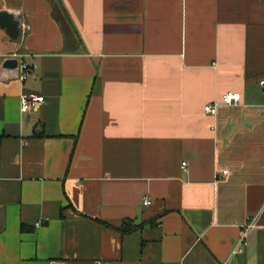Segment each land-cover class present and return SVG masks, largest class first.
Here are the masks:
<instances>
[{
	"label": "crops",
	"instance_id": "0c3cea01",
	"mask_svg": "<svg viewBox=\"0 0 264 264\" xmlns=\"http://www.w3.org/2000/svg\"><path fill=\"white\" fill-rule=\"evenodd\" d=\"M0 10V264H264V0Z\"/></svg>",
	"mask_w": 264,
	"mask_h": 264
},
{
	"label": "built area",
	"instance_id": "2783aa9c",
	"mask_svg": "<svg viewBox=\"0 0 264 264\" xmlns=\"http://www.w3.org/2000/svg\"><path fill=\"white\" fill-rule=\"evenodd\" d=\"M22 31H28L30 29V25L28 24H22L21 25ZM18 68L20 69V78L21 80H27L30 76V68L27 62L25 61H20ZM260 84L264 86V79L260 81ZM242 94L240 92H235V91H228L226 92L223 96L221 101H216L214 104H209L206 106V111L215 113L216 108L220 103H224L227 105H232V104H237L241 101ZM45 98L42 95H28V94H23L21 95V110L23 112L35 109L37 108L42 102H44ZM187 162H183V166H186ZM227 172V171H225ZM146 205L150 204L151 201L149 199H146L144 202ZM255 222L251 221L245 226V232L243 233V236L238 243L237 248L235 249V252L241 251L244 246L247 244V232L251 227H253Z\"/></svg>",
	"mask_w": 264,
	"mask_h": 264
},
{
	"label": "water",
	"instance_id": "95a60500",
	"mask_svg": "<svg viewBox=\"0 0 264 264\" xmlns=\"http://www.w3.org/2000/svg\"><path fill=\"white\" fill-rule=\"evenodd\" d=\"M0 25L5 27L13 38H19L21 34L20 16L6 10H0ZM18 65L19 60L17 58H9L4 63L6 68H16Z\"/></svg>",
	"mask_w": 264,
	"mask_h": 264
},
{
	"label": "trees",
	"instance_id": "16d2710c",
	"mask_svg": "<svg viewBox=\"0 0 264 264\" xmlns=\"http://www.w3.org/2000/svg\"><path fill=\"white\" fill-rule=\"evenodd\" d=\"M126 225L120 227V230L123 231V232H130V231H133L136 226H134L131 222L130 223H125ZM25 229V227H23Z\"/></svg>",
	"mask_w": 264,
	"mask_h": 264
}]
</instances>
